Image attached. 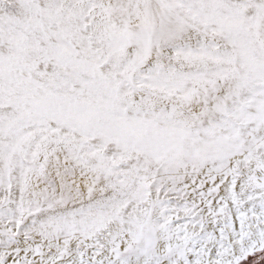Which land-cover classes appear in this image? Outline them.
<instances>
[{"label": "snow or ice", "instance_id": "1", "mask_svg": "<svg viewBox=\"0 0 264 264\" xmlns=\"http://www.w3.org/2000/svg\"><path fill=\"white\" fill-rule=\"evenodd\" d=\"M0 264H264V0H0Z\"/></svg>", "mask_w": 264, "mask_h": 264}]
</instances>
